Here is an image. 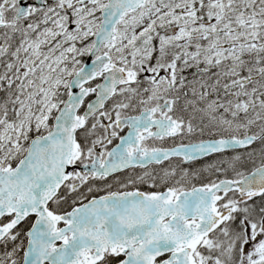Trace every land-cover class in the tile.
<instances>
[{
  "label": "snow or ice",
  "instance_id": "6c2138e0",
  "mask_svg": "<svg viewBox=\"0 0 264 264\" xmlns=\"http://www.w3.org/2000/svg\"><path fill=\"white\" fill-rule=\"evenodd\" d=\"M0 264H264V0H0Z\"/></svg>",
  "mask_w": 264,
  "mask_h": 264
}]
</instances>
